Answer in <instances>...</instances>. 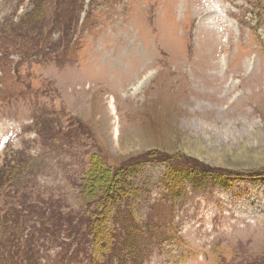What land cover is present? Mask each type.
<instances>
[{
    "label": "rangeland",
    "instance_id": "374dc122",
    "mask_svg": "<svg viewBox=\"0 0 264 264\" xmlns=\"http://www.w3.org/2000/svg\"><path fill=\"white\" fill-rule=\"evenodd\" d=\"M146 153L101 202L88 170ZM160 155L213 178L174 187ZM13 227L32 264H264V0H0V264Z\"/></svg>",
    "mask_w": 264,
    "mask_h": 264
},
{
    "label": "trees",
    "instance_id": "16d2710c",
    "mask_svg": "<svg viewBox=\"0 0 264 264\" xmlns=\"http://www.w3.org/2000/svg\"><path fill=\"white\" fill-rule=\"evenodd\" d=\"M148 156L149 154L146 153L144 155L137 157V159L133 158L126 160L123 163H121V169L117 171H111L105 168L103 170H100V172H98L99 175L94 174L92 170L89 169L86 174L88 181L94 186L99 184V186L102 188V191L104 192L103 193L104 195L99 200L101 202L104 201H106L107 203L110 202L111 204L115 202L124 201L128 197L127 196L128 187L126 184L127 180L125 178L126 172L130 171V169H132L137 163H140L141 161H143L144 163L148 162L149 161ZM176 160L178 159L173 157H163L161 155L157 157L156 160L155 159L152 160L167 164L168 169L165 172L163 179L164 182H169V180H171V183H173L174 187H176L178 184H183V182L187 180L190 186L194 188H198L203 184L204 181H209V179L211 180L213 178L209 174L211 173V170L205 168L202 165L197 164V162H193L190 160H184V161H180V160L176 161ZM228 177L229 176H227V179ZM222 178H226V177H222ZM92 189L94 188H91L90 190ZM172 192L173 189L170 190L171 194ZM54 210L51 211V214L47 218H44V221L42 223L40 222V226H41L40 232L46 234L47 236L65 235L66 238L71 239L72 238L71 235L73 232H71L70 229L67 227V223H66L68 222L67 218L65 216L59 215L58 212ZM14 215L16 218L14 217L11 220H13L15 224L21 222L20 220L21 215H17V214ZM85 224H86L85 232H87L86 235H88V236L85 235L86 236V238H84L85 244L88 241V239H90L89 240L90 245L93 246L94 249H97V253L95 251L94 255L103 258L104 251L108 247L107 242L110 243V241L112 242V240L117 239V235L110 227L107 226L106 216L98 215V217L94 220L88 218ZM11 230H12L11 232L6 230L4 235L5 242H7L6 245L7 254H10L14 257L17 254L18 255L17 264H24V262H26L27 264H32L36 253L35 248L32 245H30L26 239H24V235H21L23 234V232L19 234V232L16 230L15 227L11 228ZM127 234H129V237L132 235H136L133 228L129 230ZM137 238L138 240L141 239L139 236ZM79 243L82 246V243L81 242ZM82 248L83 247H81L80 250L81 252H82ZM94 249H92V251H94Z\"/></svg>",
    "mask_w": 264,
    "mask_h": 264
}]
</instances>
